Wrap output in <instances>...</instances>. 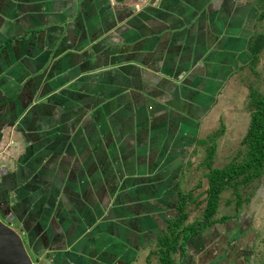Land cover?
Segmentation results:
<instances>
[{
  "label": "crops",
  "instance_id": "1",
  "mask_svg": "<svg viewBox=\"0 0 264 264\" xmlns=\"http://www.w3.org/2000/svg\"><path fill=\"white\" fill-rule=\"evenodd\" d=\"M255 6L0 0V203L33 264H160L180 191L201 218L206 156L191 161L251 59ZM235 227L190 232L172 264L238 263Z\"/></svg>",
  "mask_w": 264,
  "mask_h": 264
},
{
  "label": "trees",
  "instance_id": "2",
  "mask_svg": "<svg viewBox=\"0 0 264 264\" xmlns=\"http://www.w3.org/2000/svg\"><path fill=\"white\" fill-rule=\"evenodd\" d=\"M254 1H256L259 12L256 17L255 29L247 44V48L251 52L250 65H255L264 54V29L259 28L260 23L264 21V0ZM249 97L251 104L249 120L242 138V143L245 144L243 156L239 160L234 158L221 166L213 165L212 154L216 147L215 138L222 131L221 127L209 135L211 143L208 145L207 158L205 159L207 167V171L203 174L205 182L200 184L204 187L202 190L204 204L200 208L201 218L185 222L188 215L185 209L186 200L193 193L192 191H180L178 193L180 216L167 224L166 230L158 240L161 248L160 264H172L171 253L177 244L187 239L190 232L203 230L214 222L236 219V227L233 231L235 237H240L251 231L250 226H245L251 219V215L248 214L249 193L252 189L261 191L264 188V88L262 91H257L249 87ZM241 185L249 186V192L246 195L242 194ZM228 187L231 188L233 197L227 198L226 201L232 202L234 211L218 215L221 192Z\"/></svg>",
  "mask_w": 264,
  "mask_h": 264
},
{
  "label": "rangeland",
  "instance_id": "3",
  "mask_svg": "<svg viewBox=\"0 0 264 264\" xmlns=\"http://www.w3.org/2000/svg\"><path fill=\"white\" fill-rule=\"evenodd\" d=\"M254 4L256 5V1H254ZM255 8L257 17L259 9L257 5ZM259 28L264 29V21L260 23ZM235 80L236 83L234 79L232 80L233 82L231 81L230 86L232 87L229 86L226 90H223V95L219 100L220 105L217 106L218 110L217 112H214V118H216L217 113H220L219 124L218 121L215 120L213 124H217L215 127H210L208 134L209 138V135L214 130H218L220 127L222 129V131L218 133L216 139L218 150L216 153L214 152L212 154V159H214L215 162L214 165L218 166H221L234 158L239 160L245 152V144L242 143V138L245 134L249 120V108L251 105L249 87H252L257 91H262L264 88V54L255 65H250V61L243 64L241 70L236 74ZM205 154H207V151L200 153L199 157L191 161V164L195 166L196 162L199 160L201 161L204 158H200V155L206 156L207 158V155ZM201 167V171L206 169L203 162ZM197 170L192 171L191 185H194L199 178L201 171L199 170V167H197ZM200 180H202V178ZM254 182L256 183V180H254ZM200 184L201 183L198 182L196 187H199ZM189 187L193 188L194 186ZM200 187L198 188L199 191L201 190ZM240 188L241 191H243V195H246L249 192V186L246 187L245 185H241ZM262 189L263 190L261 191H255V189H252L249 193L250 202L248 205L250 208H248V214L251 215V219L247 225L245 224V226H250L252 232H248L246 235L247 239L239 244L235 252L238 263L234 262V264H264V188ZM231 197H233V195L230 187L221 192L218 215L234 211L232 208V202L230 203L226 201L227 198ZM6 203L7 202L0 203V215L11 223L12 220L9 214L11 208L9 205L6 206Z\"/></svg>",
  "mask_w": 264,
  "mask_h": 264
},
{
  "label": "water",
  "instance_id": "4",
  "mask_svg": "<svg viewBox=\"0 0 264 264\" xmlns=\"http://www.w3.org/2000/svg\"><path fill=\"white\" fill-rule=\"evenodd\" d=\"M33 263L21 233L0 215V264Z\"/></svg>",
  "mask_w": 264,
  "mask_h": 264
}]
</instances>
